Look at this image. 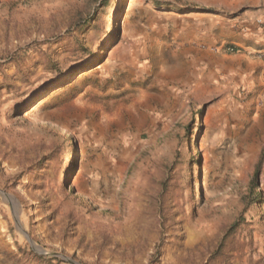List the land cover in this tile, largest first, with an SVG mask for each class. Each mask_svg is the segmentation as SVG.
I'll return each instance as SVG.
<instances>
[{"label":"rangeland","instance_id":"374dc122","mask_svg":"<svg viewBox=\"0 0 264 264\" xmlns=\"http://www.w3.org/2000/svg\"><path fill=\"white\" fill-rule=\"evenodd\" d=\"M0 264H264V0H0Z\"/></svg>","mask_w":264,"mask_h":264},{"label":"bare ground","instance_id":"6f19581e","mask_svg":"<svg viewBox=\"0 0 264 264\" xmlns=\"http://www.w3.org/2000/svg\"><path fill=\"white\" fill-rule=\"evenodd\" d=\"M118 7L119 6L116 7V12L118 11ZM64 178H65V175H63V177H62V182H64Z\"/></svg>","mask_w":264,"mask_h":264},{"label":"trees","instance_id":"16d2710c","mask_svg":"<svg viewBox=\"0 0 264 264\" xmlns=\"http://www.w3.org/2000/svg\"><path fill=\"white\" fill-rule=\"evenodd\" d=\"M260 162L258 163L257 167H259Z\"/></svg>","mask_w":264,"mask_h":264}]
</instances>
